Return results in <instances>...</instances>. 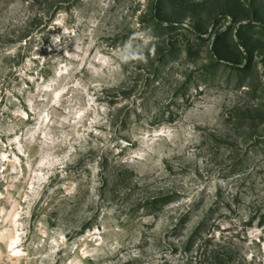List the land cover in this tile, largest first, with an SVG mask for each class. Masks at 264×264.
<instances>
[{"label":"rangeland","instance_id":"rangeland-1","mask_svg":"<svg viewBox=\"0 0 264 264\" xmlns=\"http://www.w3.org/2000/svg\"><path fill=\"white\" fill-rule=\"evenodd\" d=\"M0 264H264V0H0Z\"/></svg>","mask_w":264,"mask_h":264},{"label":"trees","instance_id":"trees-1","mask_svg":"<svg viewBox=\"0 0 264 264\" xmlns=\"http://www.w3.org/2000/svg\"><path fill=\"white\" fill-rule=\"evenodd\" d=\"M205 226H206V222H203L201 224V226L197 229V231L194 233V235L191 239V242H195V240H197L198 238H201V236H204L203 230H204ZM208 235H209V241L208 242H210L213 238H212V235L210 234V232L208 233ZM208 242H205L204 245H202L199 248V251L202 253L201 255H204L208 252V248L206 246ZM220 249H222V248H220ZM213 255H215L216 259H220L219 251H217V252L215 251L213 253Z\"/></svg>","mask_w":264,"mask_h":264},{"label":"clouds","instance_id":"clouds-1","mask_svg":"<svg viewBox=\"0 0 264 264\" xmlns=\"http://www.w3.org/2000/svg\"><path fill=\"white\" fill-rule=\"evenodd\" d=\"M142 58V57H141ZM125 59H127V57H125Z\"/></svg>","mask_w":264,"mask_h":264}]
</instances>
